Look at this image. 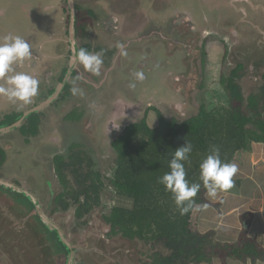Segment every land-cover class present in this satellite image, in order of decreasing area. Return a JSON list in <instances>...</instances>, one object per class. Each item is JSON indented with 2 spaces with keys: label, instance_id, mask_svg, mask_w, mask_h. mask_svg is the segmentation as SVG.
<instances>
[{
  "label": "rangeland",
  "instance_id": "1",
  "mask_svg": "<svg viewBox=\"0 0 264 264\" xmlns=\"http://www.w3.org/2000/svg\"><path fill=\"white\" fill-rule=\"evenodd\" d=\"M194 1L196 2L195 5H197V8L192 9L191 0H121V2L126 3L125 9L126 14L128 13L127 18L117 16L115 13H110L115 15L117 20H120V29L124 24L126 27H129L130 31L136 28L139 31L138 37L144 35L147 31L163 28V32L160 31L158 33L161 34V36L164 35V37L167 38L166 40L172 43L175 41L186 45L187 43L191 44L193 42L192 45H194V56L196 59L194 66L196 68L197 81L193 84L192 89L189 90L186 89L185 84L183 85L184 90L182 97H180L181 94L179 93L178 97L174 95V100L179 101V104H186L185 107L188 109L186 111L188 116L184 117L181 114L175 115L173 112L166 116L162 113L167 120H177L180 124L197 116L201 106H205L208 112L221 108H228V99L224 93V89L220 85V78L229 77L230 72L237 69L239 65L244 66V72H247L245 73L247 75L243 85V92L246 99L258 93L263 86V84L257 82V79L262 75L261 73L263 71L260 68L262 67L264 69V38L260 33H254L258 30L261 31L263 28L260 26L259 22L247 20L249 22L248 24H250L249 30H243V34H241L242 39H239L237 42L232 38L233 36H225L222 27L220 28L219 26V23L223 21L226 28L229 29L234 23V19L238 17L232 7V4H236L233 3V0H209L208 6L206 5L207 3L202 4L203 0ZM26 5L25 3L22 5L20 4L21 7H19V9L21 11L24 10ZM53 6H56V9L63 15V18L56 20L59 25L52 27L45 24V26H43L44 31H40L36 26L28 28V21L26 23V21L21 19L22 22L24 21V27H14L12 30L15 32V35H19L24 39L27 32L28 34L30 33V37H32L31 41L37 48L36 52L41 50V54L44 55L47 53L46 50H48L49 44L53 46V49L57 47L63 48L65 46L68 48L67 45L70 42V8L68 0H56ZM99 6H106L105 8L102 7L104 9L108 7L106 2L100 3ZM202 6L205 8H202ZM93 10L96 11L99 16L103 12L102 9H100L99 12L97 6H94ZM202 10H205L207 13H205V15L209 16H214L215 12L219 10L216 16L220 19L216 17L215 21L218 19V24L216 23V25H214V23H211V25L214 26L210 25L200 30L197 38V36L187 33L188 27L185 24V18L186 15L193 14V18L200 20L201 23V18L204 17V14H200L199 11ZM16 15L21 16V13L19 12V14ZM39 16H41L40 18L43 17L41 14L36 15L37 21H39ZM102 17L103 16H101V19H106V17ZM40 21L42 22L43 20ZM176 21L177 24L182 23L177 26V28ZM242 21L243 20L240 19L236 23L241 33V26H243ZM261 25L264 26V22H261ZM45 30H50V32L63 30V32L60 31V33L64 34L66 44L58 39L54 40L52 44V42L49 41V35H47L49 32L46 33ZM204 31L207 32V34ZM0 32L5 35L7 32L9 33L11 31L6 27V30H1ZM180 35L183 36L184 39H181ZM39 36L43 38L45 42H41ZM133 37L134 36H131V38H126L125 40L129 42L133 40ZM226 37L229 38L227 39ZM98 39L103 43L106 42L103 36H99ZM224 39L227 40L228 43H224ZM109 40L113 41L111 36H109ZM163 40L164 38H155L150 42L147 41V43H145L147 52L157 49L154 47V45H156V47L162 49L160 50L161 54L166 55L168 51ZM145 46L139 44L136 45V49ZM172 61L173 60L169 63ZM31 64L33 67L36 66L34 62ZM165 64H167V62H165ZM26 65L28 66L29 64ZM168 66L167 68H169ZM173 67L174 66H172V68ZM181 70V67L179 69L177 68V70L173 68L172 72L180 75ZM248 70H253V74H250ZM168 71V73L171 72V70ZM48 72L51 76L52 70L50 69ZM254 73H256V76ZM62 74L63 70H61L56 82H50L48 84L44 82V85H46V87L52 85L53 90H55L62 79ZM183 74H186V71H184ZM45 76V79H47V75ZM73 87L77 88L76 84H74ZM127 87H129V83H122L121 87L120 85L115 87L111 86L106 96H116L117 100L113 104H110L113 100L107 98V100L104 101L107 104L105 103L103 107L104 112L102 115L97 111L99 101L96 99L90 101L78 98V103L73 100L74 102H72V104H67L66 107L69 106L71 108L70 112L74 111L75 107L78 106L79 116L81 112L84 113V115H81V120L78 122H66V116H68V114L62 112L63 108L61 109V107L64 106L63 104L54 109L58 110V108H60L55 114L58 115L59 112H62L63 118L59 119L61 123L50 122L46 125L47 130L53 128L55 124L60 127V130L57 132V137L51 138L54 143H51V146L43 144L39 140H34L30 141L31 146L20 147L19 145L13 147L11 151H8L10 152L8 153L9 155L14 152L13 158H17L18 156L27 157V162L35 166L36 170L31 176L25 177V174L28 175L26 170L22 172L14 171L13 175L20 178L19 183L26 190L30 192L32 190V193L34 191V193L44 201L49 196L46 190L47 185L52 186V191H56L57 196L64 191V187L60 183L57 175V167L55 165L56 158L63 156L68 159L70 151L74 146L77 147L78 153L83 152L94 159L96 169L103 175L106 185V189L102 194L101 208H98L93 215L78 219L76 216L78 208H74L67 213H59L57 207L55 210L49 207L50 204L47 206L49 209V216L62 229L69 243L73 246V250L77 252V264H147L148 257H151L155 252L161 251L163 254L167 253L164 252L163 247L156 242L145 243L139 240H127L124 239L123 236L114 237L111 227L106 225L104 220L105 217L111 215L112 211L118 207L120 203L121 205H127L125 201L116 195L115 190L109 186L108 182L115 178L117 172L118 156L113 149V144L123 135V132H121L122 129H127L129 124L130 126L139 124L146 118L144 117L138 123H132L129 121L133 119L124 118L125 115L123 112H121V114L118 113L119 105L126 100L124 99L125 93L128 94L127 98H134L133 95L127 91ZM189 87L191 88V86ZM79 90L78 96H88V92H90V90H87L85 87ZM120 93L122 95H120ZM43 95L41 94L39 86L38 95L36 96V98H38L37 101H39L37 103L38 105L42 104L41 100L45 99ZM102 95L104 96L101 98L104 99L105 94L103 93ZM10 106L12 113L22 109L18 108L19 102L11 104ZM27 110L28 109L22 111L26 113ZM93 111H97L99 115L93 114ZM46 114L49 116L48 112ZM53 119L56 118L54 117ZM89 121L92 122L91 126L88 125ZM112 125H114V128H112ZM116 127H119L117 131L115 129ZM43 129L44 128H42V130ZM113 129L115 132H113ZM263 145L261 148H264ZM29 148H32V150L27 153ZM255 155L256 151L255 153H248L245 159L249 160V157L250 159L253 157L252 161H254ZM236 165L243 166L244 164L237 162ZM20 173L22 176H19ZM57 196H54V199H56ZM128 206H130V204ZM0 209V264H47L49 258L44 254V238L37 235L34 229L36 227L32 226L31 223L29 224L28 219L22 224V221H24L23 218H21L20 215L19 217L14 216L13 211L9 209V203L5 202L1 197ZM57 264L59 263L57 262ZM61 264H63V262Z\"/></svg>",
  "mask_w": 264,
  "mask_h": 264
},
{
  "label": "trees",
  "instance_id": "2",
  "mask_svg": "<svg viewBox=\"0 0 264 264\" xmlns=\"http://www.w3.org/2000/svg\"><path fill=\"white\" fill-rule=\"evenodd\" d=\"M245 77L244 67L238 66L229 77L220 78L228 108L208 112L205 106H201L197 116L183 124L167 120L157 109H151L141 123L129 127L113 144L118 156L117 172L115 178L108 182L127 205L119 202V206L104 220L114 237L156 242L163 247L167 253L155 252L148 257L147 264H264V246L250 238L246 230L242 231L235 244H222L215 231L199 232L196 219L210 205L203 187L195 202L206 207L181 215L172 194L159 182L170 171L168 164L173 153L186 140L193 145L189 162L185 164L187 179L193 183L200 182L199 165L212 146L219 148L222 161L237 164L250 153L253 144H264V77L259 92L248 99L243 92ZM18 120L13 118L8 125ZM31 122L34 131L38 121ZM71 161L68 164L58 160L56 167H59L69 197L78 203V219H83L101 208L106 185L101 172L94 171L96 164L93 161L87 163L84 153ZM87 164L88 169L85 167ZM69 170L75 177L78 190L70 191L71 184L65 178ZM241 181L234 178V185L242 187ZM82 199L85 203L81 202ZM214 207L220 208L218 205ZM255 212L256 209L242 218L248 226L254 221ZM53 235L70 256L59 235Z\"/></svg>",
  "mask_w": 264,
  "mask_h": 264
},
{
  "label": "flooded vegetation",
  "instance_id": "3",
  "mask_svg": "<svg viewBox=\"0 0 264 264\" xmlns=\"http://www.w3.org/2000/svg\"><path fill=\"white\" fill-rule=\"evenodd\" d=\"M74 1H75V7H76V38L78 41L79 49L86 48L87 50L91 52H101L102 51L103 52V65L98 75L87 71L83 67V65L80 63H78L77 68L73 67V59H74L75 52H74V47L71 45V40H70L68 48L66 49V52H65L66 61H65V65L63 66L64 69H63L62 79L60 83H58V87L56 86L57 88L55 90H53L52 85H49L48 88L46 87V85H44V82L48 84L47 80L40 79V77L37 78L36 76H34V72H31V73L27 72L33 75L35 78H37L40 81L39 86H40L41 94L43 95L44 93L43 96L45 98L44 100H41L42 104L40 105L37 104L39 102L37 101L38 98H36V96L38 95L37 94L34 97V99L32 98L31 103L27 105H23V106L19 104L18 108H22V109H20L19 111H15V113H12L10 109L11 107L10 105L14 103L9 102L8 99H7V103L1 102V98L3 96H0V181L4 183L6 182L7 185L11 184L20 189L26 190L19 183L20 178H18V176L13 175V172L14 171L22 172L26 170L28 175L25 174V177H28V176H31L36 170L33 164L27 162L26 160L27 157L24 158L22 156L21 157L18 156L17 158H13L14 152H12L9 155L8 153L10 152L8 151H11L13 147L19 146V145L20 147L31 146L30 141H34V140H39L43 144H47L51 146V143H53L52 142L53 139L51 140V138L57 137V132L60 130L59 129L60 127L55 124L53 128L47 130L46 125H48L50 122H60L61 123L59 119L63 118L62 117L63 113L68 114V116H66V122L68 121L78 122L81 120V115H84V113L81 112V115L79 116L78 106H76L74 111H71V112H70L71 108L69 106L68 107L66 106L67 104L69 105L72 104V102H74L73 100L77 101L78 103V98L88 100V96L87 95L78 96V93L76 95H73L71 89L73 88L74 84H76L77 89L78 88L81 89L82 87H85L87 90H90L91 87L101 85L102 80L105 79L104 76L106 74H110L111 69L115 65L117 58L120 55L119 48L115 47L116 37L123 38L118 43V46L122 45L125 48V45H127V47L130 48L127 54L137 50L135 49L136 44H134L133 46H130L129 43L127 44L124 42L125 39L127 38L126 36H124L126 33L124 28L126 27H124L123 29L121 27L120 29V23L116 24L115 22V18H116L115 15L110 14V13H115L117 16L119 15V13L116 12L117 6L114 4L115 0H74ZM102 2H106L108 6L107 9H104L106 6H99L100 3ZM68 5L70 8L69 27L71 28L72 10H71L69 0H68ZM94 6H97L99 12H100V9L103 10L100 16L97 15V12L93 10ZM127 14L125 10L122 16H124V18H127ZM101 16L106 17V19H104L103 17H102L103 19H101ZM102 32H104L105 34ZM69 35H70V29H69ZM99 36L105 37L106 42L104 43L101 42L100 39H98ZM109 36L112 37L113 41L109 40ZM139 62L137 59H134L133 63L138 64ZM72 70H74L72 80L69 84L66 85L60 98L56 102L52 103L49 108H46L44 112L34 113L27 120H24L27 114L33 113L35 110L38 109V107L52 100V98L56 95L58 88L63 85L65 78L67 77L69 72ZM57 74H56L57 76L55 77V80L59 76L60 71H58ZM88 95H91L90 92H88ZM62 104L64 105L63 107H61V109L63 108L62 109L63 113L59 112V114L56 115L55 112L58 111L60 108H58V110H54V109H56L57 107H60ZM3 109L5 110L2 111ZM25 109H28V110L26 113H23L22 110H25ZM47 112L49 113V116L48 114H46ZM54 117L56 119H53ZM13 118H18L20 120H18L12 125H8V123H10V121L13 120ZM35 118L38 121V124H37L38 130L36 129L33 131L34 124L31 121L36 120ZM21 122H22L21 127L16 128L11 133L3 134V132L11 128H14ZM42 128L44 129L42 130ZM31 150L32 148H29L27 150V153L28 151H31ZM80 153L83 154V152H80ZM80 153H78L77 147L73 146V148L70 151V156H69L70 158L68 157L67 159L66 157H63V156L58 157L55 159V165H56V162L61 159L64 160L66 163L70 164L72 162L71 159L75 156H78V154ZM84 156H85V159L87 160V163H89L90 161H93L95 163L92 157H89L85 153H84ZM85 167L86 169H88L89 168L88 164ZM65 171L66 170H63V172ZM94 171L98 173L96 166H95ZM57 175L60 180V183L64 187V191L62 194L57 196L56 191H52L53 190L52 186L47 185L46 190L49 196L44 201L40 199L38 195L34 193V191H33L34 194L32 193V190L31 192L29 191L37 199H39V202L41 206L43 207V212L45 216L54 224H56L55 221L52 220V218L48 214L49 209L47 208V206L49 204H50L49 207L55 210L57 207V211H59V213L60 212L67 213L73 210L74 208H78L77 201H75L73 197H69V194H68L69 191L64 185L63 177L61 176L59 172L58 166H57ZM19 176H22V174L20 173ZM65 178L69 182L72 181L70 182V184L72 183L73 186L71 184L72 188L70 189V191L72 189L75 190V188L76 190H78L77 182L70 170L69 172L65 173ZM4 183L0 184V197L5 202L9 203V209L13 211L14 216L19 217L20 215V217L23 218L24 221H22V224L26 222V219H28L29 224L31 223L32 226L36 227L34 229L37 235L44 238L43 248H44L45 256L49 258L48 263L57 264L58 262L59 264H61L63 262V264H69L70 259H71L70 258L71 254L70 256H68L67 252H64L63 247L58 244L55 236L53 235L54 233L46 226V224L43 221V218L38 213L37 208L34 205V203L31 201V199L27 198L25 195L14 192L12 189H7L5 186H2L4 185ZM54 196H57L56 199H54L55 198ZM81 202L85 203V199H82ZM94 213H92L91 215H93ZM76 216L78 218V210H77ZM62 233L64 235V240L69 243L67 236L64 234L63 231ZM64 240L61 239L62 242ZM45 245H46V248H45Z\"/></svg>",
  "mask_w": 264,
  "mask_h": 264
},
{
  "label": "crops",
  "instance_id": "4",
  "mask_svg": "<svg viewBox=\"0 0 264 264\" xmlns=\"http://www.w3.org/2000/svg\"><path fill=\"white\" fill-rule=\"evenodd\" d=\"M191 1H192V9L197 8V5H195L196 2L194 0ZM208 1L209 0H203L202 4L208 3ZM24 3L25 4L28 3V8L32 9V12L29 13V17H28L31 19L33 18L35 19V15L46 4V2H42V0H0V16H3L5 19H7V21L8 18H10L11 16L13 19L17 21L16 24L13 25V23L11 22L12 24H9L7 26L8 29H10V31H12L14 27H19V28L24 27L25 25L23 23L24 21L22 22L21 19L24 20L26 18L25 15L26 11L24 10L21 11L19 9V7H21L20 4L22 5ZM233 3H236V4H232V7L238 17L234 19V23L229 27V29L226 28L225 23L223 21L220 23L218 22V19L220 18L216 15H218L219 10L215 12L214 16L205 15L206 13L205 10L204 11L202 10L199 11L200 14H204V17L201 18V23L200 20H196V21L194 20L198 32H200V30H202L203 28L209 27L211 23H214V25H216V23L217 24L219 23L220 28L222 27L224 31V35L225 36L231 35L233 36L232 38H234V40L238 42L239 39H242L241 34H243V30H249L250 24H248L249 22L247 20H254V21H258L260 26L263 27L261 31L258 30L255 31L254 33H260L264 38V26L261 25V22H264V0H233ZM114 4L117 6L116 12L119 13L118 16L124 17L122 15L126 10L125 9L126 3L121 2V0H115ZM36 5L39 10L34 11ZM203 7L204 6H202V8ZM19 12L21 13V16L16 15L19 14ZM59 15L61 16V13ZM216 17L218 19H216L215 21ZM240 19L243 20L242 21L243 26H241L242 33L238 30L236 25L237 21ZM118 23H120V20H118ZM121 27L124 28L126 26L124 24V26ZM124 29L126 32V33L124 32L125 33L124 36H126L127 38H131V36H134L133 38H135L138 36L139 31L136 28L131 29V31L129 30V27H126ZM187 33H189V30L187 31ZM205 33L207 34V32ZM28 38L29 39L27 41H31V38L30 37ZM155 38L161 39L159 37H155ZM226 38L228 39L229 37ZM121 39L123 38L116 37L115 40V44H116L115 47L119 48L120 53H121V49H120L121 46H118V43L120 42ZM39 40L41 42H45L44 39L41 37H39ZM60 40L65 42L66 40L65 36L63 35L62 39ZM223 41L224 43L225 42L228 43L227 40L225 39ZM124 42L128 43L127 40H125ZM133 45L134 44H131L130 46ZM143 46H145V43L143 44ZM52 47L53 46L49 44V47L47 48L48 50H46L47 52L46 55L49 58L47 61L45 60L44 62H48L50 65H54L55 60L61 59L62 57H64L65 60V52L67 49L66 46L63 48L57 47L56 49H53ZM125 47H126V50L124 51L126 52L125 64L123 65L122 70L124 71L126 76L129 77V80H131V78H134L137 72L149 76H154L161 72H165L164 70H166V68L164 66L162 67L163 54H161L160 52V50H162L160 47H156V45H154V47L157 49L149 50L147 52L145 46L142 48H138L136 51L130 52L129 54H127V52H129L130 48L127 47V45H125ZM134 59L137 60L140 59V62L136 65H133ZM44 62L37 65L36 69L31 68V71H36L37 73H39V75L44 74V78L45 75H47L46 80L48 83L56 82L55 77L53 75L50 76L49 74H47L48 63L44 64ZM170 65L175 66V65H179V63L178 61L173 59ZM52 67L53 66H51L50 69ZM114 68L115 66H113V68L111 69L112 76L114 74L113 71ZM170 68H171L170 70L173 71V68L172 67ZM174 69L177 70V68ZM260 69L263 70L261 73L263 74V76L261 75L262 77H259L257 79V82H259V84H262L264 77V69L262 67ZM248 71L250 72V74H253V70H248ZM245 73L247 72H244V74ZM173 74L175 75V73ZM254 75L256 76V73H254ZM1 102L7 103V98L2 97ZM262 145L263 144H253L251 146L250 153L253 152L255 153L256 151L254 161H252L253 157L251 159L249 157V160H246L245 158L247 154L245 155L244 160H242V158L240 160L241 164L243 163V161H245L244 164L245 167H243L244 165L239 167L237 174L235 175L234 178L242 179L241 181L243 183L242 187L241 186L237 187L236 185H234L227 192L219 193L215 199L207 196L210 205L207 206L206 209H204V211L196 219L197 221L196 223L198 224L199 232L201 234H206L208 232L215 231L217 233V240L222 244H235L239 240L242 231L246 230L248 231V236L250 238L257 240L261 245L264 246V161H261L264 160L263 159L264 148H261ZM217 205L220 206L219 209H216V207H214ZM255 209L256 212L254 213L255 215L254 221H252L251 224L248 226V224L244 222L242 218L255 211ZM230 264H237V263H230ZM247 264H253V263L249 262ZM258 264H262V263H258Z\"/></svg>",
  "mask_w": 264,
  "mask_h": 264
},
{
  "label": "water",
  "instance_id": "5",
  "mask_svg": "<svg viewBox=\"0 0 264 264\" xmlns=\"http://www.w3.org/2000/svg\"><path fill=\"white\" fill-rule=\"evenodd\" d=\"M69 1H70L71 10H72V19H71L72 22H71L69 37L71 40V45L74 47V52H75L74 59H73V67L77 68L78 62L76 60V53L79 51V45H78V41L76 38V7H75V1L74 0H69ZM42 2H46V4L38 12L43 16L42 18H40L41 16H39V21L36 20L37 19L36 15H39L38 13L35 15V19L34 18L33 19L28 18L29 13L32 12V9L28 8V3H26L27 5L25 6V9H24V11H26V14H25L26 18L24 19V21H26V23L28 21V28H30L32 26H36V27H38V29L40 31L41 30L44 31L43 26H45V24L53 27L55 25H59L58 22L56 21L57 19L63 18L62 14H61V16L59 15L60 12L56 9V6H53V3L56 2V0H42ZM206 5H208V3ZM35 10H39L37 8V5H36L34 11ZM27 12H28V15H27ZM40 20H43V21L41 22ZM194 20L196 21V19L193 18V15L188 14V15H186V18H185V24L188 27L189 33L192 32L191 34L193 36H197V38H198L199 33H198L197 28H196V24L194 23ZM11 22L13 23V25L17 23V21L15 19H13L11 16H10V18H8V21L3 16H0V31L6 30V27L9 24H12ZM115 22H116V24L118 23V20L116 18H115ZM180 24H182V23H180ZM180 24H177V21H176V28ZM60 31L63 32V30H59V31L55 30V31H51V32H50V30L46 31V33L49 32V34H47V35H49V41L53 43L54 40H56V39H58V40L62 39L64 34L60 33ZM160 31L163 32V28L150 30L149 32L147 31V33H145L144 35H141L139 37L137 36L138 38L135 37V38H133V40H130L128 43L130 45L131 44H144V43H147V41L150 42L151 40H153L157 36L161 39L164 38L163 42L167 46L168 53L166 55H163L162 67L164 66L167 71L170 70L171 69L170 67H172V66L170 65L169 62L174 59V60L178 61L179 65H175L173 68L179 69L181 67V69H182L181 74L180 75L179 74L174 75L172 71L170 73H168L169 71L167 72L164 70L165 72H161V73L154 75V76L143 75V77H144L143 80L136 79V76L134 78H131V80H129V77L126 76V74L122 70L123 65L125 64V55H126L125 53L126 52H124V51L126 50V47L125 48L121 47L120 48L121 53L118 56L117 61L114 65L115 68L113 69V71H114L113 76H112V72H110V74H106L104 76L105 79H103L101 82V85L91 87V89H90L91 95H88V100L92 101V100L96 99L97 101H99V104L97 106V108H98L97 111L100 115H102V113L104 112L103 107L106 103L104 101H106L107 98L113 100L110 102V104H113L117 100L116 96H106L107 91L110 90L111 86L115 87L117 85H120V87H121L122 83H125V84L134 83L135 84L134 88L127 87V91L129 93H131L134 98L133 99L127 98L128 94L125 93L124 99H126V100H124L123 103L120 104L119 105L120 107L118 108V113L121 114V112H123V114L125 115L124 118L133 119V120H130L129 122H132V123L133 122H135V123L140 122L144 117L147 116V113L150 109H157L158 111L165 114L166 116L169 115L171 112H173L175 115L181 114L184 117L188 116V114L186 113V111L188 110L185 107L186 104H184V103L179 104L178 103L179 101L174 100V98H175L174 95H176L178 97V93H179V94H181L180 97H182L183 90H184L183 85L185 84L186 89L189 90V89H192L193 84L197 81L196 68L194 66L196 63V59L194 56L195 55V51H194V47H193L194 45H192L193 42L191 44L187 43L186 45L183 43L175 42V41H174V43H172V42L166 40L167 38H165L164 35L161 36V34L158 33ZM175 32H176V30H175ZM14 33L15 32L11 31L9 33L7 32L4 35L0 32V42H2V40L5 36L15 35ZM43 33L46 34L45 32H43ZM181 35H183V34H181ZM28 37H30V33L28 34V32H27V34L25 36V40H28L29 39ZM30 38H32V37H30ZM181 39H184V37L181 36ZM28 42L30 43V45L32 47V51L34 52V57L31 60H25L23 62V65L26 67H24L22 65L17 70H21V71L29 72V73L34 72V75L36 77H40V79L46 80L44 78V74L39 75V73H37L36 71H31V68H35V67L37 68V65L44 62L45 60H48L49 57H47V55L41 54V50L36 52V49H37L36 46L32 43V41H28ZM65 61H66V59L64 60V57H62L61 59L55 60L54 65H50L48 62H44V64L48 63L47 71H49L50 67L53 66L51 68L52 75L54 77H56L58 75L57 74L58 71L61 72V70L64 69L63 66L65 65ZM139 61H140V59L138 60V62ZM32 62H34V64H36V66L33 67V65L31 64ZM165 62H167V64L170 65V67L167 64H165ZM26 64H30V65L27 66ZM133 65H136V63H134ZM167 66L169 68H167ZM184 71H186V74H183ZM47 74H49V72ZM73 74H74V70L69 72V74L67 75V77L64 80L63 85L58 88L57 93L52 98V100H50L48 103L43 104L42 106L38 107V109L35 110L33 113L27 114L25 116L24 120H27L34 113L44 112L46 110V108H49L52 103L56 102L60 98L64 88L66 87V85L71 82ZM262 76H263V74H262ZM262 76H259V77H262ZM189 86H191V88ZM103 93L105 94L104 99L101 98L102 96H104V95H102ZM120 95H122V94L120 93ZM97 111H93L92 113L99 115L97 113ZM91 123L92 122L89 121L88 125L91 126ZM134 125H136V124H134ZM21 126H22V122L20 124H18L17 126H15L14 128H11V129L3 132V134L11 133L13 130H15L16 128H19ZM129 127H131L130 124L128 125L127 129ZM112 128H114V125H112ZM115 129L117 131L119 129V127H116ZM127 129H125V130L122 129L121 132H123V134H124V132ZM89 130H90V128H89ZM113 132H115L114 129H113ZM113 149H114V147H113ZM1 183H4V182L0 181V184ZM2 186H5L7 189H12L14 192H16L18 194L25 195L27 198L31 199V201L36 206L38 213L43 218V221L46 224V226L53 233L58 234L59 237L62 240H64V235H63L61 229L56 224L51 222L45 216V214L43 212V207L41 206L39 199H37L29 191H26L24 189H20V188L13 186L11 184L7 185L6 182ZM62 243L69 249V252L71 254V257H70L71 259H70L69 264H77L76 263L77 252L73 250V247L67 241L64 240Z\"/></svg>",
  "mask_w": 264,
  "mask_h": 264
},
{
  "label": "clouds",
  "instance_id": "6",
  "mask_svg": "<svg viewBox=\"0 0 264 264\" xmlns=\"http://www.w3.org/2000/svg\"><path fill=\"white\" fill-rule=\"evenodd\" d=\"M33 57L34 52L30 43L21 36L8 35L3 38L0 42V96L14 104L19 102L21 106L31 103L32 98L38 94L40 81L33 75L17 69L25 60H31ZM76 60L87 71L98 75L103 65V52H91L86 48H80L76 53ZM135 76L138 80L144 78L140 72ZM129 87L134 88L135 84L131 83ZM71 91L73 95L80 92L75 87ZM192 150L193 145L187 140L176 149L168 164L170 171L159 181L166 191L172 194L181 215L187 214L190 210L198 211L206 207L195 202L201 187L206 190L207 196L213 199L219 193L230 190L234 186V177L238 171L235 163L222 161L219 148L212 146L210 153L199 165L200 182H190L187 179L185 164L189 162Z\"/></svg>",
  "mask_w": 264,
  "mask_h": 264
}]
</instances>
